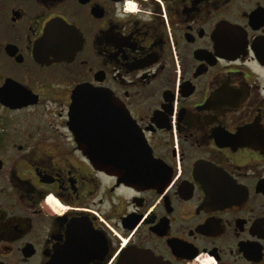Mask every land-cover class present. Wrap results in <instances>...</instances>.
<instances>
[{"label": "flooded vegetation", "instance_id": "af4514ba", "mask_svg": "<svg viewBox=\"0 0 264 264\" xmlns=\"http://www.w3.org/2000/svg\"><path fill=\"white\" fill-rule=\"evenodd\" d=\"M134 2L119 16L127 0H0V264L79 245L87 264L138 250L264 264V0ZM51 24L66 27L64 59ZM78 88L111 96L97 108L106 147L144 138L148 184L87 157Z\"/></svg>", "mask_w": 264, "mask_h": 264}, {"label": "water", "instance_id": "95a60500", "mask_svg": "<svg viewBox=\"0 0 264 264\" xmlns=\"http://www.w3.org/2000/svg\"><path fill=\"white\" fill-rule=\"evenodd\" d=\"M55 29V45L56 49L65 50L56 52L57 60L66 58L68 53V42L66 39V27L59 25H50L46 30L45 43H47V38L50 30ZM76 47L80 48V42H77L75 46L73 45V50ZM87 90L83 88H78L73 95V115H71L73 124H81V128H77L80 131L76 134L79 144L84 149L85 154L91 160L94 166L104 170L109 174H114L119 177L120 180L124 182L138 181L139 184H148L149 171L153 168L149 166V162L153 161L152 154L148 149L144 138L140 136H135L136 143L128 150H116L113 151L109 149L107 144H103L100 140V133L98 122L100 120L99 112L97 108L99 106H108L106 98H111L110 95L97 96L96 94L91 95L86 93ZM104 98V102L101 103L97 99ZM80 244L81 240L77 239L75 243ZM76 248L72 246L70 251L72 255L65 254L62 257L61 262L52 261L51 264H87L88 262L84 260L83 256L73 254L74 250H80L84 247ZM62 248V247H61ZM58 261V260H57ZM120 264H166L161 258L153 255L147 250H138L129 252L126 254L123 262Z\"/></svg>", "mask_w": 264, "mask_h": 264}, {"label": "clouds", "instance_id": "9594fccd", "mask_svg": "<svg viewBox=\"0 0 264 264\" xmlns=\"http://www.w3.org/2000/svg\"><path fill=\"white\" fill-rule=\"evenodd\" d=\"M140 8L138 5L134 2V0H127V3L124 5L123 9L117 10V15L124 16L126 13L129 12H139ZM151 13L145 10L144 13V19H148L150 17Z\"/></svg>", "mask_w": 264, "mask_h": 264}]
</instances>
